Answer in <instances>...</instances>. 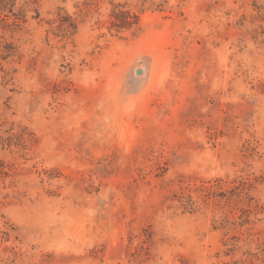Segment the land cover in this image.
Returning a JSON list of instances; mask_svg holds the SVG:
<instances>
[{"label":"rangeland","instance_id":"1","mask_svg":"<svg viewBox=\"0 0 264 264\" xmlns=\"http://www.w3.org/2000/svg\"><path fill=\"white\" fill-rule=\"evenodd\" d=\"M0 264H264V0H0Z\"/></svg>","mask_w":264,"mask_h":264},{"label":"water","instance_id":"2","mask_svg":"<svg viewBox=\"0 0 264 264\" xmlns=\"http://www.w3.org/2000/svg\"><path fill=\"white\" fill-rule=\"evenodd\" d=\"M141 73V69H136V74H140Z\"/></svg>","mask_w":264,"mask_h":264}]
</instances>
